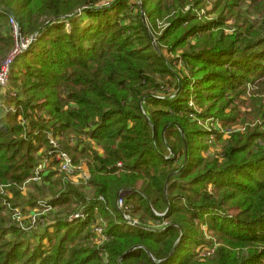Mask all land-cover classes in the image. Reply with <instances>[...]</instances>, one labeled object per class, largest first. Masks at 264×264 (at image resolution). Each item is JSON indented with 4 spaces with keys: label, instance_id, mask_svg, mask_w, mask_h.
Returning <instances> with one entry per match:
<instances>
[{
    "label": "trees",
    "instance_id": "1",
    "mask_svg": "<svg viewBox=\"0 0 264 264\" xmlns=\"http://www.w3.org/2000/svg\"><path fill=\"white\" fill-rule=\"evenodd\" d=\"M104 1L0 0V61L9 18L34 37L10 66L17 96L0 99V264H264V0ZM177 51L186 77L167 62ZM156 76L179 95H158ZM57 151L87 180L59 177ZM28 208L47 212L40 234L11 220Z\"/></svg>",
    "mask_w": 264,
    "mask_h": 264
},
{
    "label": "rangeland",
    "instance_id": "2",
    "mask_svg": "<svg viewBox=\"0 0 264 264\" xmlns=\"http://www.w3.org/2000/svg\"><path fill=\"white\" fill-rule=\"evenodd\" d=\"M109 1L110 0L104 1L103 4L100 5V7L108 5ZM137 2L140 3L141 0H137ZM209 5L210 6L208 7V10L211 9L212 3H210ZM187 9L188 8H186V10ZM195 12H197V11L195 10ZM204 13H205V10L201 11V13L199 15L204 14ZM85 20H86V17L84 18V21ZM9 22H10V18H9ZM127 23H130V21H128ZM158 24H159L160 27H162V26L165 27V24H162V23H158ZM9 27H10V23H9ZM227 31L228 32L229 31L232 32L229 28H227ZM10 33L12 35L11 27H10ZM24 37H28V36H24ZM181 53H182L181 51H177L174 54H171L169 52H165V56L167 58V62L170 65V68H171L172 72L175 74L176 77H182V76L186 77L187 73H188L187 68L185 67V64L183 62H181V58H180ZM2 63H3V61H0V67H1ZM156 80L161 85V87L158 90H156L155 92H157V94L160 95L162 98L174 99L175 98L174 96L179 95V92L181 91V89L180 90L178 89V85H177V82H176L177 80L176 81L173 80L171 76H168V77H166V76L165 77L156 76ZM8 85H9V83H8ZM9 87L10 86H7V87L2 88V89L0 88V99H1V101L4 102V104L8 103V101H7L8 97L7 96L9 95V93H10V97H16L17 96V90H14L13 88L10 89V92L8 94L6 93V89L9 88ZM183 95H185V94L183 93ZM249 98H250V96L242 97V99L238 100V102L235 104V106H236L235 109L237 110L236 114L238 115V117H239V112L240 113H245L246 112L245 106L243 107L241 105V103L242 102L245 103L246 101L249 100ZM194 103H195V106H197L195 101H194ZM237 105H239V106H237ZM197 109H199V108H197ZM34 118H36V116H34V115L29 117V118H24L22 116L21 118H19V121H20L21 125H26V124L28 125V120L29 119H34ZM43 119H45V117H43ZM190 119H192V118L190 117ZM199 124H201V123H199ZM218 129H219L220 132L224 131V130L221 129V126H218ZM216 131H218V130L216 129ZM232 131H234V132H242L243 131L244 132V129L240 125H237V124L233 125L231 127V130L229 132H226V136H228L230 134V132H232ZM49 136H50V139H55V137L52 138L51 134ZM207 141H208V144H207L208 145V149L205 151V154H206L207 157H209L211 159H215L216 156L219 153L222 152V144L219 141L217 142V140H215V139L214 140H210V138H208ZM54 142L57 144L58 141L54 140ZM45 150L46 149L43 148L41 150V152H39L38 154L40 155ZM65 154L71 160L70 156L67 153H65ZM49 160L51 162V159H49ZM49 160H47V162ZM42 162H44V161H42ZM40 163L37 165V167L40 165ZM44 164H41V166L37 168L38 170L36 172V175H35L34 179H31V180L29 179V180L25 181V183H24V185H23V187L21 189L22 190V195L26 198V201L28 199V197H27L28 191L34 192V190H33L34 188L30 184H36V185H41L42 184L43 179H41L39 177V175H43L44 172H45L46 168H45ZM81 164H75L74 162L71 161L72 170L67 172L66 174L58 172L61 175V176L59 175V177L65 179L67 181H71V184H74L75 186L79 185L78 184L79 183V181H78L79 178L82 177L83 180H87V177L83 176L84 173H82V172H80L78 170L79 165H81ZM85 190H86V192H85L86 195L89 197L91 195L90 194L91 190H90L89 186H85ZM212 190H213V186H212V184H209L208 191H212ZM40 203H42V202H40ZM125 205L127 206L126 203H125ZM118 208H119V206H118ZM16 209L19 210V208H16ZM57 210H58L57 208L51 209V211L53 213L55 211H57ZM119 210H120V212L122 214L124 213L125 215L128 216V218L126 219L124 217V215H123V218H124L125 222H127V223H129V224H131L133 226H139V227L141 226L140 222H139L140 221V218H139L140 215L139 214H134L132 207H130V209H128V211L125 210V209L121 210L120 208H119ZM79 213L80 212L78 210L76 212H73L72 214H69L68 215V219L69 220H75V219L78 220L79 218L80 219H86V214L85 213H81V214H79ZM63 215H65V214H63ZM96 215H97L96 222L100 223L102 221V218L98 217L99 215L97 213H96ZM47 218H48V216H47V212H45V210L37 209V210L34 211V210H30L28 208L25 214H23L21 216L20 215L19 216L16 215L14 217H11V220L13 219L14 220V224L17 223V226H19V227H27L26 231H30L29 232L30 234L32 233L31 231H34L36 229V232H35L34 235H37V234H40L41 231L43 230V225H44V222H45V220ZM23 222H26V223H23ZM94 223L90 222V225L87 228L88 231H90L91 229H94V228L96 229L97 228L96 224H94ZM148 224H151V223H148ZM164 226H165V224L161 225V226H158L156 228L157 229H164ZM145 227H147V226H145ZM103 231H104V227H103L101 232H99V233L96 232V231L95 232L98 235H101V233H103ZM32 235L33 234H31L30 236H32ZM99 239H100V237H99ZM30 241L33 243L32 239H30ZM193 249H194L193 253L195 252L196 254H198V252L202 253V250H203L201 247H197V246L196 247L194 246Z\"/></svg>",
    "mask_w": 264,
    "mask_h": 264
},
{
    "label": "built area",
    "instance_id": "3",
    "mask_svg": "<svg viewBox=\"0 0 264 264\" xmlns=\"http://www.w3.org/2000/svg\"><path fill=\"white\" fill-rule=\"evenodd\" d=\"M9 23H10V27H11L12 37L14 40V45H13L12 49L10 50V52L7 54L6 58L3 60V63L0 67V88L1 89L8 86L10 66H11L12 62L14 61V59L20 53H22L25 49H27L28 46L34 41L33 36L27 37V38L22 37L20 30H19V27L13 18H10ZM209 125H211V124L209 123ZM211 127H213V125H211ZM214 130H216V127H214ZM54 140L57 141V138L50 139L49 142L52 145V147L57 148L58 142L56 144L54 142ZM55 159L59 163V171L60 172L66 174L67 172L72 170L71 160L67 157L66 154L62 153L61 151H57V153L55 155ZM0 192L2 193V191H0ZM118 206L121 210L125 209L128 211V209H127L128 207L125 205V201L123 200V198H120L118 200ZM16 215L19 216V213L16 212L14 216H16ZM123 215L126 219L128 218V216L125 215L124 213H123ZM101 231L102 230L100 228L96 229V232H98V233Z\"/></svg>",
    "mask_w": 264,
    "mask_h": 264
}]
</instances>
